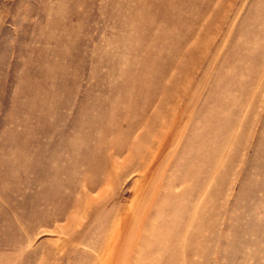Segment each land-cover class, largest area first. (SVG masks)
Segmentation results:
<instances>
[{
  "label": "rangeland",
  "instance_id": "obj_1",
  "mask_svg": "<svg viewBox=\"0 0 264 264\" xmlns=\"http://www.w3.org/2000/svg\"><path fill=\"white\" fill-rule=\"evenodd\" d=\"M0 264H264V0H0Z\"/></svg>",
  "mask_w": 264,
  "mask_h": 264
}]
</instances>
